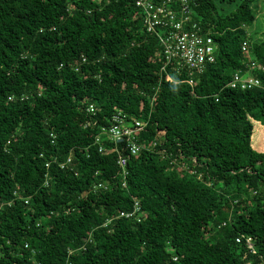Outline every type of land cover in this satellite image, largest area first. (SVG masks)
I'll return each mask as SVG.
<instances>
[{
	"label": "trees",
	"instance_id": "16d2710c",
	"mask_svg": "<svg viewBox=\"0 0 264 264\" xmlns=\"http://www.w3.org/2000/svg\"><path fill=\"white\" fill-rule=\"evenodd\" d=\"M261 1L194 0L217 49L189 85L131 0H0V264H264ZM115 113L145 124L124 179L94 143Z\"/></svg>",
	"mask_w": 264,
	"mask_h": 264
},
{
	"label": "built area",
	"instance_id": "2783aa9c",
	"mask_svg": "<svg viewBox=\"0 0 264 264\" xmlns=\"http://www.w3.org/2000/svg\"><path fill=\"white\" fill-rule=\"evenodd\" d=\"M140 12L142 25L147 33L157 37L162 50L165 65L161 68L164 72L166 66H172L176 73L185 70L189 76L188 84H193V77L201 75L208 65L215 62L216 45L212 38L203 33L193 20L194 0H131ZM241 49L248 52L246 41L242 42ZM251 71H263L264 68L254 62L250 64ZM229 88L250 90L260 87L257 78L247 73H234L229 83ZM10 99V98H9ZM88 112L93 113V106L88 107ZM145 124L134 118L127 119L124 114L115 113L109 119V125L101 126L94 143L100 144L102 140L114 144L116 164L121 171V176H126V165L129 157L136 156L143 146L135 141V134L142 131ZM155 143L152 144L154 146ZM102 146L98 151L102 152ZM68 156L58 167L63 170L70 164ZM49 164L45 166L48 167ZM45 186L47 181H45ZM101 185H98L100 187ZM125 186V182L122 183ZM27 204V201H24ZM143 214L140 213L138 202L134 201L132 209L127 213H120L116 218L134 219L139 221ZM236 243L240 242L237 238ZM245 244L250 253H254L251 238H245ZM27 248V245L24 246Z\"/></svg>",
	"mask_w": 264,
	"mask_h": 264
},
{
	"label": "rangeland",
	"instance_id": "374dc122",
	"mask_svg": "<svg viewBox=\"0 0 264 264\" xmlns=\"http://www.w3.org/2000/svg\"><path fill=\"white\" fill-rule=\"evenodd\" d=\"M256 12L254 25L248 29V33L255 41H264V0L258 3ZM247 75L251 74L248 72ZM251 144L256 150H264V127L260 124L253 126Z\"/></svg>",
	"mask_w": 264,
	"mask_h": 264
}]
</instances>
